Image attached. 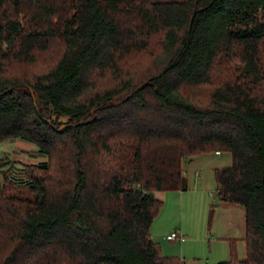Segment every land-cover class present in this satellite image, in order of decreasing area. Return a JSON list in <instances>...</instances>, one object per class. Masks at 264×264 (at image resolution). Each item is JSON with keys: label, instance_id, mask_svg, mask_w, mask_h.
<instances>
[{"label": "trees", "instance_id": "obj_1", "mask_svg": "<svg viewBox=\"0 0 264 264\" xmlns=\"http://www.w3.org/2000/svg\"><path fill=\"white\" fill-rule=\"evenodd\" d=\"M13 138L44 160L0 174V264H183L155 193L205 152L230 153L217 194L245 211L219 264H264V0H0Z\"/></svg>", "mask_w": 264, "mask_h": 264}, {"label": "rangeland", "instance_id": "obj_2", "mask_svg": "<svg viewBox=\"0 0 264 264\" xmlns=\"http://www.w3.org/2000/svg\"><path fill=\"white\" fill-rule=\"evenodd\" d=\"M36 149V145L22 139L13 138L0 142V174L2 171L19 170L24 164L43 161L44 157L38 155ZM231 161L228 152H221L220 155L205 152L183 159L187 189L178 194L174 191L167 193L166 203L164 201L163 209H160L150 227L151 237L158 243L163 255L185 259L184 264H217L218 261L227 263L234 244L238 258L244 257V242L241 240L244 235V208L221 199L217 194L214 173L218 168L229 166ZM179 194H183V197ZM182 224H200L203 229L201 240L189 239L184 243L167 241L166 236L175 230L181 231ZM184 248H189V255L186 257L180 254V250ZM208 249L213 250L212 254ZM206 259L208 263L205 262Z\"/></svg>", "mask_w": 264, "mask_h": 264}, {"label": "crops", "instance_id": "obj_3", "mask_svg": "<svg viewBox=\"0 0 264 264\" xmlns=\"http://www.w3.org/2000/svg\"><path fill=\"white\" fill-rule=\"evenodd\" d=\"M216 154H218V155H220L221 154V152H215ZM198 175H196L195 177H197ZM199 178V177H198ZM185 191V190H184ZM169 191H167V192H156L155 193V196H156V198L157 199H159V200H161L162 201V203H163V206L165 205V203H166V200H167V198H168V196H167V193H168ZM174 192H176L177 194L178 193H182L183 191H174ZM181 197H183V194H179ZM178 198V197H177ZM183 199V198H182ZM223 200V199H222ZM164 201H165V203H164ZM162 209H163V207H162ZM209 226H208V231H210L209 230ZM182 230V232H181V234L184 236V239L183 240H175V241H169V240H167L166 238V240L167 241H169V242H172V243H175V242H186V241H188L189 239H193L194 241H198V240H201V236H202V232H203V229H202V226H200V224H194V225H185V224H182V228H181ZM242 239V238H241ZM190 243V242H189ZM209 247V246H208ZM189 248H184V250L183 249H181L180 250V254H183V256H187V255H189V253L187 252V250H188ZM208 251H209V253H211L212 254V251L213 250H211V249H208ZM163 255V254H162ZM164 256H168V255H164ZM185 257H183V259L185 258ZM185 260V259H184ZM184 260H182V262H183V264H184ZM206 263H208V261H207V259H206V261H205ZM219 262H221V261H218L217 262V264L219 263Z\"/></svg>", "mask_w": 264, "mask_h": 264}, {"label": "built area", "instance_id": "obj_4", "mask_svg": "<svg viewBox=\"0 0 264 264\" xmlns=\"http://www.w3.org/2000/svg\"><path fill=\"white\" fill-rule=\"evenodd\" d=\"M197 175V173H196ZM166 239L169 241H175V240H183L184 236L181 234L179 230H175L171 232L169 235L166 236Z\"/></svg>", "mask_w": 264, "mask_h": 264}]
</instances>
